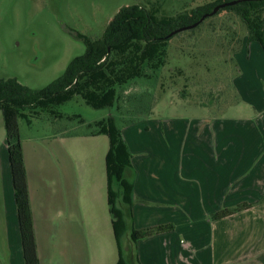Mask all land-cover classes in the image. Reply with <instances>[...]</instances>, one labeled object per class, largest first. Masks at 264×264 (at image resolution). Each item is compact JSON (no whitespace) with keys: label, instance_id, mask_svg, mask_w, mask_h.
Segmentation results:
<instances>
[{"label":"crops","instance_id":"0c3cea01","mask_svg":"<svg viewBox=\"0 0 264 264\" xmlns=\"http://www.w3.org/2000/svg\"><path fill=\"white\" fill-rule=\"evenodd\" d=\"M244 54L234 57L242 72L234 92L248 116L189 123L144 116L121 129L134 184L127 258L131 250L140 264H264V90L258 81H244L245 73L264 79V55ZM38 114L29 110L20 120L32 128ZM20 135L40 264H118L109 137L61 129L48 150L42 137L23 139L21 125ZM245 203L255 207L211 218ZM158 227L170 229L132 243L133 230ZM0 264H25L1 110Z\"/></svg>","mask_w":264,"mask_h":264},{"label":"rangeland","instance_id":"374dc122","mask_svg":"<svg viewBox=\"0 0 264 264\" xmlns=\"http://www.w3.org/2000/svg\"><path fill=\"white\" fill-rule=\"evenodd\" d=\"M216 1L0 0V79L15 78L35 90L46 88L73 59L85 53L89 44L103 37L123 7H141L162 22ZM191 31L171 39L165 60L160 61L156 71L147 68L144 78L119 86L113 108L95 110L77 96L52 106V110H35L40 118L33 119L32 128L20 120L23 139L42 137L48 150H52L53 136L61 138V129L75 134L95 132L96 124L111 116L119 129L144 116L188 123L204 121L212 115L235 120L248 116L242 112V96L234 92V81L242 72L232 56L242 39L237 54L264 55L259 43L248 42L247 27L233 12H224ZM251 77L245 73L244 81H258L264 90V79ZM178 206L180 213L186 215L185 206ZM127 234L121 240L124 253Z\"/></svg>","mask_w":264,"mask_h":264},{"label":"trees","instance_id":"16d2710c","mask_svg":"<svg viewBox=\"0 0 264 264\" xmlns=\"http://www.w3.org/2000/svg\"><path fill=\"white\" fill-rule=\"evenodd\" d=\"M227 2L230 0H218L197 7L189 14L162 22L156 21L141 7H123L109 23L103 37L89 44L85 53L73 59L65 72L46 88L35 90L22 85L15 78L0 79V110L5 121L25 264H40V260L20 135V119L24 113L38 109L52 110V106L77 96L95 110L113 108L119 86L144 78L147 76L144 73L147 68L156 71L160 61L165 60L169 42L180 34L168 38L171 33L197 23L203 16L212 13L217 6ZM224 12H233L240 17L248 30V42L259 43L264 51V0L243 1L235 6L225 7L191 32H195L206 21ZM242 43L243 39L238 49L233 51L232 57L235 62L234 57L240 52ZM52 113L55 115V112L52 111ZM96 128L95 133L107 135L110 141L106 158L108 202L120 252L118 264H131V262L140 264L136 254L131 250L129 258L125 259L121 247V240L129 232L133 218L134 184L130 178L132 155L114 117L111 116L107 121L97 123ZM249 208L251 205L242 204L233 209H225L215 214L213 218L224 219ZM169 229L158 227L145 231L133 230L130 238L135 244L139 240Z\"/></svg>","mask_w":264,"mask_h":264},{"label":"water","instance_id":"95a60500","mask_svg":"<svg viewBox=\"0 0 264 264\" xmlns=\"http://www.w3.org/2000/svg\"><path fill=\"white\" fill-rule=\"evenodd\" d=\"M243 1H248V2H249V1H256V0H236V1H231V2H227V3L221 4V5L217 6V7L212 11V13L203 16V17L200 19V21H198L197 23H195V24H193V25H191V26H187V27H184V28H181V29H179V30L174 31L173 33H171V34L169 35L168 38H171V37H173V36H175V35H177V34H179V33H181V32H185V31H190V30L196 29V28L199 27V26H200V25H201V24H202L207 18L216 15L221 9H223V8H225V7H229V6H235V5H237L238 3L243 2ZM257 1H259V0H257Z\"/></svg>","mask_w":264,"mask_h":264}]
</instances>
